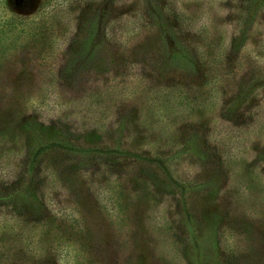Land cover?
Segmentation results:
<instances>
[{"label": "rangeland", "instance_id": "obj_1", "mask_svg": "<svg viewBox=\"0 0 264 264\" xmlns=\"http://www.w3.org/2000/svg\"><path fill=\"white\" fill-rule=\"evenodd\" d=\"M177 5L205 42V75L186 83L165 87L173 64L146 58L170 47L156 26L90 60L53 43L2 68L0 264H264V0ZM30 130L107 155L45 156L29 193L4 178Z\"/></svg>", "mask_w": 264, "mask_h": 264}, {"label": "trees", "instance_id": "obj_2", "mask_svg": "<svg viewBox=\"0 0 264 264\" xmlns=\"http://www.w3.org/2000/svg\"><path fill=\"white\" fill-rule=\"evenodd\" d=\"M26 4V0H0V71L14 57L33 58L35 52L29 49L31 46L42 49L53 43H68L77 47L69 57L84 56L90 60L94 57L93 53L84 54L89 45L98 41L128 45L141 40V30L156 26L167 35L170 47L167 49L163 41H157L144 54L148 59H161L173 64L172 70L162 72L166 75L163 85L173 86L180 81L186 83L184 78L190 80L195 71L194 65L198 70L201 68V73L205 75L203 29L194 25L198 17L191 18L185 9L177 5V0H35L30 6ZM126 5L129 7L123 9ZM240 36H244V30H240L234 38L237 40ZM37 57L43 58V55L38 54ZM62 70L66 75V66ZM247 85L250 88L253 80ZM32 109L35 110V105ZM35 112L41 113L39 108ZM28 135L31 145L22 159L23 169L18 170L15 166L17 171L6 170L4 182L11 186L23 185L29 193L41 192L35 186L38 181L35 170L36 164L45 156L50 157L52 163H61L63 159L73 160L76 153L107 155L101 150L79 147L61 130L59 138L47 141L32 130ZM52 151L53 154L50 153ZM58 151L64 154L57 155ZM22 171L26 172L25 179L20 176ZM19 200L20 203L27 202L25 195Z\"/></svg>", "mask_w": 264, "mask_h": 264}]
</instances>
